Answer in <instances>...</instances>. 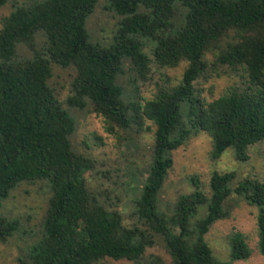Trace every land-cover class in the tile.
<instances>
[{
  "label": "trees",
  "instance_id": "1",
  "mask_svg": "<svg viewBox=\"0 0 264 264\" xmlns=\"http://www.w3.org/2000/svg\"><path fill=\"white\" fill-rule=\"evenodd\" d=\"M97 3L0 0V12L11 5L0 27V207L23 183L48 190L46 214L19 264L246 261L252 250L242 233L228 237V261L218 260L206 241L211 227L229 218L225 204L233 194L258 209L264 256V181L248 178L233 188L236 173L214 172L208 196L194 176V191L177 200L171 216L161 199L173 152L192 136L210 135L215 161L232 150L246 162L250 148L264 143V0H108L120 21L107 46L94 42L87 29ZM152 63L186 68L177 85L158 86L150 99L127 92L121 83L127 70L147 81ZM54 66L76 71L66 106L50 84ZM224 68L241 71L240 82L205 102L195 83ZM71 111L103 117L109 134H128L131 142L146 121L155 126L143 169L130 175L131 223L91 186L97 161L74 148ZM24 233L20 219L0 216V242ZM158 241L169 260L149 252Z\"/></svg>",
  "mask_w": 264,
  "mask_h": 264
},
{
  "label": "rangeland",
  "instance_id": "2",
  "mask_svg": "<svg viewBox=\"0 0 264 264\" xmlns=\"http://www.w3.org/2000/svg\"><path fill=\"white\" fill-rule=\"evenodd\" d=\"M22 1V0H20ZM108 0H98L96 9L88 19L87 29L94 42L109 45L117 33L120 18L109 11ZM11 5L8 4L0 12L1 17L9 14ZM146 52L153 58L151 48ZM153 60V59H152ZM186 63L177 68L159 69L151 64L147 81L136 77L134 72L127 70L122 76L121 83L127 92L137 93L142 99H150L160 85H177L184 74ZM241 71L235 72L228 68L220 71V75H210L199 79L196 83L198 95L205 102H211L239 83ZM76 76L74 68L54 66L50 84L55 88L58 99L65 102L70 95V85ZM77 121V131L72 137V144L79 152L93 157L97 161L96 170L89 173L91 186L102 191L104 200L113 207L119 206L124 212L127 223H131L133 212V192L130 175L139 173L149 157L148 150L154 141L155 126L146 121L144 132L133 142L130 135L120 137L109 134L105 130L104 119L87 111H71ZM150 127V130H148ZM95 136H98L97 139ZM135 136V135H134ZM139 146V149H137ZM212 138L205 132L194 135L182 147L173 152L174 164L169 171L164 189L161 194L162 208L168 215H172L174 204L182 195L194 191L192 177L197 176L203 191L210 196V181L214 172L221 174L234 172L236 179L232 187L245 179L264 181V143L255 145L249 150V160L240 162L235 158L232 150L226 151L218 160L211 157ZM131 185V186H130ZM121 198L120 202L117 196ZM48 190L43 184L23 183L0 207V216L10 219H20L24 231L28 234H16L7 243L0 242V264H19L18 259L24 255L25 249L34 242L33 236L39 230L47 210ZM230 216L216 222L206 235V241L212 249L213 255L220 261H228L230 245L228 237L234 232L242 233L252 250L250 258L234 264H264V256L259 252V234L257 225L258 209L249 205L243 198L233 194L225 204ZM169 260L161 241L149 250ZM108 264H131L127 261L107 259Z\"/></svg>",
  "mask_w": 264,
  "mask_h": 264
}]
</instances>
